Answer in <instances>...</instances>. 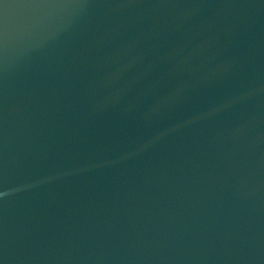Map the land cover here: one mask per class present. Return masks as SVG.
Here are the masks:
<instances>
[{"label": "water", "instance_id": "95a60500", "mask_svg": "<svg viewBox=\"0 0 264 264\" xmlns=\"http://www.w3.org/2000/svg\"><path fill=\"white\" fill-rule=\"evenodd\" d=\"M0 264H264V0H0Z\"/></svg>", "mask_w": 264, "mask_h": 264}]
</instances>
